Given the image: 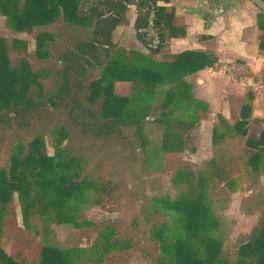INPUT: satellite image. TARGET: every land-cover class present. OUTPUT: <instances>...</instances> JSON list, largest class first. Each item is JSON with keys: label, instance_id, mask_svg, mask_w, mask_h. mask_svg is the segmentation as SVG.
I'll return each instance as SVG.
<instances>
[{"label": "trees", "instance_id": "16d2710c", "mask_svg": "<svg viewBox=\"0 0 264 264\" xmlns=\"http://www.w3.org/2000/svg\"><path fill=\"white\" fill-rule=\"evenodd\" d=\"M20 1L0 0V14L7 16L8 25L19 33L54 23L64 14L66 22L61 35L40 32L36 37L39 44L60 45L63 54L55 58L59 63L55 70H35L26 59H20L14 67L8 41L0 37V121L9 123L11 117L26 119L36 108L43 107L60 113L65 123L56 131L53 156L46 154L44 138L32 129L28 133L32 141L27 145L20 141L12 153L9 170H0V264H21L1 248V223L15 209L16 197L27 207L31 204L33 189L47 207L57 210L59 217L76 229L92 225L75 220L72 215L75 210L67 207L74 200L85 201L86 194L97 189L90 178L83 176V157L74 155L78 137L103 139L105 144L121 149L130 160L138 159L125 129L134 128L140 134L153 116V106H139L136 96L117 94L116 83H131L136 93L144 92L141 99H150L151 103L159 94L164 95L156 123L180 147L195 152L191 131L206 117L209 107L201 100L191 99L192 86L185 79L214 67L217 62L210 54L193 51L171 55L169 61L154 60L168 46L167 42L187 35L186 28L174 24L173 11L158 5L159 2L168 5L171 0L136 3L139 15L134 28L137 39L149 50L148 55L125 52L114 42L116 29L129 24L128 7L136 0H24L22 7ZM260 17L264 18L262 12ZM151 23L159 39L156 48L145 41ZM259 26L264 30L262 20ZM13 45L27 47L21 40H14ZM260 45L264 49V41ZM46 73L50 78L48 89L41 82ZM166 85L174 88L166 90ZM35 89L36 94H32ZM183 103L189 104L187 117L176 118L177 107ZM250 113L251 105L247 104L242 109V119L234 125L223 121L227 130L234 132V138L221 140L224 134L214 130L209 160L200 165L187 160L180 162L176 184L179 180H190L198 167L207 177L200 181L202 193L198 196L184 194L175 201H159L163 210L173 216L174 224L169 227L164 223L152 232L159 244L158 264H264V187L243 199L242 213L247 216L258 213L259 218L249 234L240 235L233 249L225 250L222 242L211 235L214 220L210 202L234 194L237 181L239 185V179L244 181L257 173L264 158V130L258 142L247 137ZM112 235L113 231H109L104 236V249L108 252L121 249ZM73 253L47 245L39 264H74Z\"/></svg>", "mask_w": 264, "mask_h": 264}, {"label": "rangeland", "instance_id": "374dc122", "mask_svg": "<svg viewBox=\"0 0 264 264\" xmlns=\"http://www.w3.org/2000/svg\"><path fill=\"white\" fill-rule=\"evenodd\" d=\"M23 5L24 0H21L20 7ZM82 8L81 6L79 9ZM128 8L127 18L132 22L138 15L137 7ZM259 19L264 23V18ZM65 22L66 18L62 13L56 22L34 27L20 34L8 25V17L0 14V37L8 41L13 66L15 67L20 59H26L35 70L57 69L59 63L55 58L63 54L61 46L52 43L39 44L36 37L40 32L61 35ZM17 38L23 40L27 47H14L13 41ZM114 41L119 49L125 52L148 53L129 25L117 28ZM168 53L158 59L170 60L171 55ZM246 65L256 70L251 62ZM100 72L97 75H100ZM41 82L45 89L50 87L49 73H46ZM169 88L174 86L166 85V90ZM115 89L117 94L136 96L139 106H153V116L143 125L140 134H137L134 128L125 129V135L132 143L138 159L130 160L121 149L105 144L103 139L78 137L73 147L74 155L83 157V176L90 178L97 189L90 190L85 196V201L77 203L74 200L67 204V207L75 210L72 214L75 220L92 225L76 229L64 217H59L57 210L47 207L35 189L32 191L31 204L28 207L16 197L15 209L5 218L3 224L1 223V248L17 263L39 264L42 251L48 245L73 251L74 264H158L161 257L159 244L152 237V232L164 223H168L169 227L174 224L173 216L163 210L159 201H175L184 194L198 196L202 193L200 181L207 175L199 167L192 172L190 180H179L178 184L174 180L180 162L187 160L200 165L212 157L214 130L203 125L202 119L191 131L192 145L196 147V151L192 152L188 147H180L173 137L165 134L163 126L156 123L164 95L159 94L151 103L150 99H141L144 92L136 93L129 82H118ZM32 94H36V89ZM190 97L194 101L198 100L193 91ZM188 107V103L179 105L175 117L186 118ZM234 110L237 115L234 116L233 123L238 120L237 102ZM219 119L220 126L216 130L224 134L221 140L234 138V132L227 130L222 118ZM64 123L65 119L60 113L43 107L36 108L26 119L11 117L9 123L0 121V170H9L12 153L20 141L25 145L32 141L28 136L32 129L44 138L46 154L53 156L56 131ZM253 125L256 124L253 123L247 129L248 134L252 133V138H257L260 131L255 129L260 127L253 129ZM239 180L234 194L210 202L214 220L211 235L222 242L225 250L233 249L240 235L249 234L258 220V214H243L241 204L252 191L264 186V158L257 173L251 174L244 181ZM109 231H113V242H120L119 251L108 252L104 249V236Z\"/></svg>", "mask_w": 264, "mask_h": 264}, {"label": "crops", "instance_id": "0c3cea01", "mask_svg": "<svg viewBox=\"0 0 264 264\" xmlns=\"http://www.w3.org/2000/svg\"><path fill=\"white\" fill-rule=\"evenodd\" d=\"M158 5L167 6L173 11L174 24L177 27L186 28L187 35L184 38L167 42L168 46L161 51V54L155 55L154 60L163 62L158 58L166 56L168 52V55H178L186 51L210 54L216 58L217 62L214 67L206 68L185 79L192 86L196 99L208 104L209 113L202 118L203 125L216 130L220 126V117L222 121L234 125L242 119L243 107L250 103L251 113L247 129L255 123L256 125L252 128L259 126L260 128L255 130L260 132L257 138H252V133L247 137L258 142L264 130V92L258 95L248 93L246 85L221 72L219 67L222 64L233 62L245 65L251 62L256 69L253 70L250 67L254 72L264 69V49L260 48V42L264 40V30L259 26L260 10L250 0H171L168 5L163 2H159ZM137 17L128 24L135 32L134 25ZM148 31L149 34L145 41L156 48L159 39L153 23ZM142 44L145 47L143 42ZM147 51V54L143 52L144 55L150 53L148 49ZM236 102L239 108L238 120L233 123L234 116L237 115L234 114L236 113L234 110Z\"/></svg>", "mask_w": 264, "mask_h": 264}, {"label": "built area", "instance_id": "2783aa9c", "mask_svg": "<svg viewBox=\"0 0 264 264\" xmlns=\"http://www.w3.org/2000/svg\"><path fill=\"white\" fill-rule=\"evenodd\" d=\"M219 70L234 80L243 83L247 92L258 95L264 92V69L254 72L249 66L238 62L222 64Z\"/></svg>", "mask_w": 264, "mask_h": 264}, {"label": "water", "instance_id": "95a60500", "mask_svg": "<svg viewBox=\"0 0 264 264\" xmlns=\"http://www.w3.org/2000/svg\"><path fill=\"white\" fill-rule=\"evenodd\" d=\"M264 14V0H250Z\"/></svg>", "mask_w": 264, "mask_h": 264}, {"label": "flooded vegetation", "instance_id": "af4514ba", "mask_svg": "<svg viewBox=\"0 0 264 264\" xmlns=\"http://www.w3.org/2000/svg\"><path fill=\"white\" fill-rule=\"evenodd\" d=\"M140 0H136L132 5H129V7L130 6H136L137 7V13H138V15H139V11H138V6H137V2H139ZM153 14V13H152ZM151 19H152V15H151Z\"/></svg>", "mask_w": 264, "mask_h": 264}]
</instances>
